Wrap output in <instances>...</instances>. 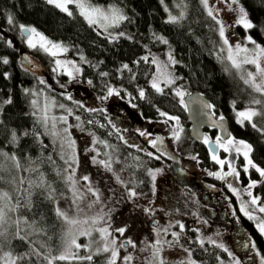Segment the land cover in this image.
<instances>
[{"label": "trees", "instance_id": "16d2710c", "mask_svg": "<svg viewBox=\"0 0 264 264\" xmlns=\"http://www.w3.org/2000/svg\"><path fill=\"white\" fill-rule=\"evenodd\" d=\"M90 1L99 5L116 6L129 17V20L114 29L118 39L112 40L110 35L89 26L75 7H72L73 16L69 17L48 5L45 0H0V104L9 98L12 101L11 104L3 105V111L0 112V150L9 155L15 154L20 163L19 169H15L13 165L8 171L0 167V188L18 183L21 191L15 195V203H19V215L41 230L37 240L25 234L21 235H25L27 240L17 239L15 232H10L6 238H0V249L11 251L15 257H23L17 264H48L45 257L60 255L65 226L61 217L57 216L55 200L57 196L67 193V187L61 174L60 166L63 162L60 161L57 146L31 111L29 97L24 91L35 83L36 77L21 61L22 52L19 49L22 42L14 39L9 45L3 36L4 29L9 27V15L13 17V21L35 27L49 39L65 44L69 49L68 55L81 63V73L75 87L88 91L99 101L103 95H108L109 88L114 89L118 93L114 96L121 100L123 108L140 124L142 121H157L163 112L179 116L188 125L184 97L193 91L204 93L212 102L213 112L218 117L228 118L232 123L234 136L247 140L252 145L253 162L264 168V133L252 128L248 122L242 125L234 121L237 111L251 101L258 100L256 92L244 83L238 72L228 68L218 55L221 45L218 25L208 15L201 0H183L184 15L177 23L168 22L170 11L165 0L163 3L161 0ZM239 1L255 25L247 34L264 47V0ZM121 32L125 35L119 36ZM241 32L246 34L245 31ZM160 36L168 43L164 44L156 39ZM169 53L177 63L169 64L168 71L179 79L174 85L168 86L160 80V87L164 91L159 93L152 87L157 66L151 61L155 57L168 63ZM144 56H148V61L142 59ZM4 58L8 59V64L3 63ZM125 64L128 68L123 67ZM5 73L8 74L7 78ZM182 87L186 90L183 98L175 93V89ZM141 90L144 92L143 98L140 96ZM80 114L85 129L94 130L100 137L115 138L116 135L107 133L109 129L100 123L104 120L103 112L81 110ZM254 122L258 128H264V117L257 116ZM12 130L19 137L16 144L9 142ZM25 132L29 134L25 136ZM113 139L110 141L121 152L123 165H131L127 144L120 139ZM185 140L186 152L198 151L197 144L194 145L189 138ZM199 149L205 157L203 164L209 168L206 149ZM3 158L0 156V165L5 160ZM130 168L142 169L135 164ZM41 176L46 185L44 188L37 187ZM251 176L257 181L252 190L253 196L258 197L264 206V177L253 168ZM52 189L54 192L52 198H49V191ZM244 221L264 256V236L259 233L252 219ZM199 248L196 251L198 253H195L196 257L203 258L208 264L230 260L228 253L216 245L208 244L205 248ZM107 256L95 255L91 261L55 260V264H108Z\"/></svg>", "mask_w": 264, "mask_h": 264}, {"label": "rangeland", "instance_id": "374dc122", "mask_svg": "<svg viewBox=\"0 0 264 264\" xmlns=\"http://www.w3.org/2000/svg\"><path fill=\"white\" fill-rule=\"evenodd\" d=\"M182 2L183 0H165V3L169 8L170 14L178 17L182 12ZM91 3L94 4L93 2ZM94 5L99 6L101 8H108L113 6L99 4ZM69 7L72 10V7L75 6L70 5ZM208 7L211 8L213 11L212 17H215L216 23L218 25V32L220 23L224 25L225 36L229 41V45H231L233 49L236 44L245 46L250 50L255 48V45L249 42L247 39V37L249 36L247 34V31L249 29H245L241 25L236 23V20L239 16V8L243 7L239 0H237V2H234V0H208ZM206 10L208 12L207 8ZM218 21L220 23H218ZM19 25V23L13 21L12 24H9V27L4 29L3 36L8 42L14 39L17 40L19 43L22 42L20 45H22L23 49L28 51L36 59L43 62L46 67L47 75L43 76L39 72L34 71L33 65L24 64L26 69L31 71L36 77L35 83L32 86L26 88L29 90L27 92V95L29 97L31 111L36 115L37 119L42 124L44 131L51 137L52 141L56 144L60 161L63 162V165L60 167H62L61 174L67 187V193H65L61 197H56V208H60L63 212H65L70 220L78 221V223L70 224L66 220L61 218L65 226L61 253L65 251V240L68 238V234L71 233L72 235H75L78 244L88 246L81 247L78 250L73 249L77 252L79 256L92 255L93 257L95 255L103 253H108L110 255V252H102L97 254L96 249L98 247H102L103 241L101 240L100 233L96 230L100 227L99 223L93 225L91 223L90 218L99 216L98 214L103 211L112 212L116 210L115 206H124L125 204H122L120 201L134 202L138 199L141 200L142 196L141 194L136 195L135 197L129 196V192L133 191L134 187L130 184L131 176L126 169L130 170L131 165H123L121 158L119 157V149L116 146H104L101 143V140L98 138L100 136L94 130H88V128H84V120L81 117L80 111H100V113H102L106 105H108L109 108L113 110L115 107H117L118 102H120L121 100L118 97L114 96V94H118L117 91L113 92L112 95H108L110 97H107L106 100H103L101 98V101H99L98 98L92 97L88 91L86 92L78 87H75L74 84H76V81L79 79V75L81 73L80 61L72 59L68 55V51L60 53L58 56L53 57L39 48H30L26 43V37L21 34ZM93 26L98 31L108 36L109 33L111 34V36L116 35L114 33V29L116 28V26L109 28L107 31H105V29L99 24ZM241 31H245L246 34L244 35ZM52 41L57 42L54 40ZM219 44L221 45L218 49V55L220 56L221 60L225 62L228 68L235 72H238L240 74V77L244 80L248 78L247 74L249 72L255 74L256 68L255 65L252 64H242L239 69L232 67L231 62L227 60L229 45H225L221 37ZM63 45L66 46L65 44ZM19 51L20 53L22 52V50L20 49ZM241 58H243V53L241 54ZM56 60H60L62 64L58 66L56 64ZM77 68H79V71L76 70ZM257 82H259V77H257ZM180 89H182L186 93V90L183 87ZM256 95L257 99L262 102L260 105H254L250 103L248 105H245L239 111L244 110L249 106H252L258 110H262V108H264V93L256 92ZM33 101H35V104H33ZM60 105H63V107H60ZM45 110H47L48 117L47 128L45 127L41 119L45 115ZM69 110H71V112H69ZM53 117L55 118V121H53ZM61 117H66V121L61 120ZM77 117H79V119H77ZM169 117H178L179 125H177V122L175 120L169 119ZM123 120L127 119L123 118ZM235 120L237 121L236 115L234 121ZM53 123H55L54 129L52 127ZM177 127L182 129V131L180 132V139L178 141L173 136V131L177 129ZM184 127L185 125L182 118L176 115L167 114V116H162L157 121H142L141 124L138 126L137 130L138 132H140L139 135H141V132L146 133V135L141 136L144 137L145 142L150 143V145H152V141L156 142L155 132L159 131L160 129H164L169 133L168 141L170 146L172 148H176L177 146V149L182 152V144L185 145V139L189 137V132H187V130L185 131ZM65 128H67V133L64 132ZM53 131L56 133L55 137L50 134ZM121 137L124 138L125 135H122ZM69 140L74 141L73 148L68 147L67 142ZM235 140H242L249 143L247 140L238 137H236ZM73 153L75 155V161L71 159ZM189 153H191V151ZM229 153L230 155L225 156V158L227 159L226 166H229V163L227 162H230L231 165L235 167L236 164L239 163L236 161L237 153L234 148H229ZM93 157H95L97 161L109 160V158H111L110 162L112 170L109 171L103 165L99 163H94ZM133 161L137 163H135L136 165H142V167H144L145 169L147 168L155 173L162 170L163 168V166H151L150 161L142 159L137 155L134 156ZM243 164L244 162L242 158V161H240V165ZM11 165H13V163L10 160H4L2 163L3 169L6 171L11 168ZM69 165H71V168H69ZM72 169H75V178L78 181L76 188L78 189L79 194H82L84 197L81 200H77L76 203H73V200L75 198L73 196L72 188L69 183L65 180V177L71 173ZM228 169V172H230V167ZM221 170H223V168H221ZM223 171L224 173H228L225 170ZM93 174H95L96 177H93ZM85 175L89 177V182H85L80 179L82 176ZM117 176L119 177V181L117 180ZM88 183H90L91 187L98 192V203H93V201L96 200V197L87 191ZM20 191L21 189L18 186V183H16V185L13 183L10 187L0 188V192H7L11 197V200L9 201L11 205H16L15 195ZM250 191L252 193V196L247 199L246 205L248 207V210L257 218L253 220L255 224H257L259 220L264 219V213H261L258 210L259 206L263 205L260 203L259 200L257 202V205L251 204V199L255 196H253L252 190ZM118 201L119 205L117 204ZM89 204H92L91 208L88 207ZM121 207L120 212H123V207ZM8 217L9 222L7 225H5V228L7 230L5 238L9 235L10 232H16V225L12 222L18 219L21 220L20 227L21 229H23L21 234L34 237L36 240L39 238V231H33L31 228H29V223L24 222L26 220L19 215L17 209L14 212H9ZM85 220H87L88 222L83 223ZM171 225L172 223L167 225V227ZM206 227H208V230L210 229L209 225H207ZM86 229H91L90 236H84L79 234L81 231ZM225 236L226 232L218 231L212 236L204 235L203 241H215L214 245L216 246L223 244L224 247H227V249H229V252L233 253L232 256H229L230 260H222L220 261V264H226L228 262L235 263V260L238 259L236 251L233 250V247H228V245H231V243H225V240H223ZM116 239L119 240L120 244L124 243L125 241L123 237ZM156 240L161 241L162 250L160 253V259H162L164 262L170 259H177L181 260L183 264H187L189 260L194 261L195 264H204L200 263L193 255V250L195 248L194 241L191 243L189 248L188 246L183 245L181 241L174 243L172 239H169L167 237L156 238ZM156 240L152 241L150 239H144V237H142L139 246L137 247L136 245L135 249L132 252L126 248H122L123 252L119 253L121 256L117 257L116 264H158L159 261L153 259V249L150 247V245L155 244ZM185 249H187L188 251H185ZM5 252L11 251L0 249V257H3V253ZM12 255L14 256L13 253ZM129 255L132 257L131 261H125L123 258ZM261 256H263L262 253H260V255H257L256 257V261L259 260V264ZM106 260H109L108 256L106 257ZM0 264H2V261H0ZM53 264H55V261H53Z\"/></svg>", "mask_w": 264, "mask_h": 264}, {"label": "flooded vegetation", "instance_id": "af4514ba", "mask_svg": "<svg viewBox=\"0 0 264 264\" xmlns=\"http://www.w3.org/2000/svg\"><path fill=\"white\" fill-rule=\"evenodd\" d=\"M20 50H22V53L28 52L23 49L22 45L20 46ZM21 61L23 64H31L34 67L33 63L25 62L22 59ZM41 63L43 64V62ZM43 66L46 70L44 64ZM46 75L47 70L43 76ZM107 97L108 95H103L102 99L106 100ZM103 110L102 115L104 120L100 123L106 125L109 129L107 133L116 135L115 141H117L116 139H120V141L127 142L131 165L136 163L133 161V158L137 155L142 159L150 161L151 166H163V168L155 173L154 181L149 174L150 171H153L145 169L142 165H139L142 167L139 170L136 168L126 169L131 176L130 184L134 187L137 195L141 194L142 198L134 202L120 201L122 204H125L122 206L123 212H120L121 206H115L116 210L112 212L103 211L99 213L98 215H103L105 221H107V223L101 221L99 223L100 227H109V231L113 233L115 238H130L137 247L142 237L152 241L156 240V238L167 237L172 239L174 243L181 241L183 245L189 248L194 241L195 248L193 255L200 263L204 264H208L207 261L195 255V253H198L196 251L200 249L199 247L205 248L208 244H211L209 241H206L201 245L200 241L204 239L203 236H212L218 231H224L226 232V236L223 240H225V243H231L228 247H233L237 258L242 264H259V260L256 261V252L257 250L260 252V250L251 232L246 227L244 220H248L249 218L241 211V205H246L247 199L250 198L247 190L248 185L252 181H255L253 176H251V168H249L248 172H245V159L242 154H236V161L239 163L235 167L239 176L225 175L224 179H220L215 175H210V173L224 175L223 170L227 172L229 170V166H226V163L221 167L220 164L212 159L213 153L210 151L209 143L214 142L216 144L217 137H221L219 130L206 128L204 137H208L209 143L205 144L204 140L197 143L190 137L191 124H184V130L189 132L188 138L194 145H198L196 146L198 151L186 152L183 148L185 145L182 144L181 152L177 149V146L176 148L170 146L168 141L169 133L164 129L155 132V145L145 142L144 137L139 135L140 132L137 130L140 123L134 119L128 110L123 108L121 101L118 102L117 107L113 110L108 105ZM123 118L127 120H123ZM230 125L232 131L230 136L233 137L232 123ZM122 135H125V137L122 138ZM160 135L163 138L159 145H157ZM98 138L104 146L111 145V147H114V144L110 141L113 139L112 136H101ZM223 139L226 140L227 138ZM199 147H204L207 151L206 157L210 162L209 168L203 164L205 157L200 152ZM216 148V156L221 160L227 161L225 156L230 155L229 150L225 151L224 148L219 147L217 144ZM148 153H152V155L149 156ZM119 154L121 158V152ZM157 157L159 158L157 159ZM242 158L244 164L240 165ZM92 176L96 177L95 174ZM229 185L232 188H236L239 195L234 193ZM250 190H253V188ZM117 204L119 205V201ZM145 209H150L151 211L146 212ZM170 223L172 225L167 227ZM180 224L184 225L183 229L180 228ZM207 225L210 226L209 230L206 227ZM120 227H127V231L123 236L114 231ZM164 229H167V232ZM174 232L179 234L178 240L176 237H173L172 233ZM250 241L255 242V249L251 248ZM119 245L120 242L117 240L119 253H122L123 250L119 248ZM245 245L249 246L246 247ZM123 248L131 252L135 249L132 245H126ZM103 254H107L110 258L108 253ZM119 256L121 255L119 254ZM170 263L182 264V261L170 259L164 262V264ZM219 263L220 260L217 264Z\"/></svg>", "mask_w": 264, "mask_h": 264}, {"label": "snow or ice", "instance_id": "6c2138e0", "mask_svg": "<svg viewBox=\"0 0 264 264\" xmlns=\"http://www.w3.org/2000/svg\"><path fill=\"white\" fill-rule=\"evenodd\" d=\"M45 2L48 5L53 6L54 8L58 9L62 13H65L67 16L72 17L73 16V11L69 7L70 5H74L76 9H78L79 15L84 18V20L87 22L89 26L97 25L99 24L102 26L105 31H107L111 27L119 26L122 22L129 20V17L124 14L123 10L111 6L108 8H101L99 6H96L90 2V0H45ZM164 0H161V3H163ZM234 2H237V0H234ZM201 3L208 9V15L213 16V11L211 8L208 7V0H201ZM167 10V8L165 9ZM184 13L181 12L180 16H174V15H169L168 16V22L169 23H177L180 19L183 18ZM215 19V17H213ZM7 22L9 24L13 23V17L9 15L7 17ZM218 23H220L218 21ZM236 23L241 25L245 29H252L255 27V25L248 19V14L245 11L243 7L239 8V16L238 19L236 20ZM19 28L21 30V34L26 37V43L30 48H39L43 50L44 52L50 54L51 56L55 57L58 56L60 53L67 52L69 49L64 46L62 43L59 42H53L50 40L47 36H45L43 33L38 31L35 27L32 26H26L24 24H20ZM110 37L112 40L118 39V36H111L109 33ZM125 33L121 32L119 33V36H124ZM219 35L223 39V43L225 45H229V41L227 37L225 36V28L222 23H220L219 27ZM131 39V37H128ZM156 39L160 40L162 43L167 44L168 41L160 36L156 37ZM248 41L251 42L252 44L255 45V48L250 50L245 46H241L240 44H236L234 49L231 45L228 46V56L227 60L231 62V66L239 69L242 64H252L255 65L256 72L255 74L252 72H249L248 78L244 80L245 84L250 85L254 91L264 93V47L260 46L259 44H256V42L252 39L251 36L247 37ZM9 45H11V41L8 42ZM243 53V58H241V54ZM83 59V57H81ZM144 61H148V56L142 57ZM4 64H8L9 61L7 58L3 59ZM67 63V62H64ZM152 64L157 66V75L153 77L152 80V87L159 93H163L164 89L160 87V80H163L165 86L168 85H174L176 80L179 79V77H175L172 72L168 71L169 64L175 65L177 61L173 58L171 53L168 54V63H164L162 61H159L157 58L153 57ZM56 64L60 66L62 62L60 60H56ZM124 68H128V65L125 64L123 65ZM79 71V68L76 69ZM7 73H5V77L7 78ZM102 75H107V73H102ZM257 77H259V82H257ZM90 83V82H89ZM26 93L29 91L28 89L24 90ZM115 90L109 88L108 90V95H112ZM175 93L177 96L183 98V96L186 94L182 89H175ZM140 96L143 98L144 97V92L143 90L140 91ZM70 98V97H69ZM12 101L11 99H6L3 101V104H0V112L3 111V105L5 104H11ZM181 103H183V99H181ZM234 103V102H233ZM262 102L260 100H253L251 101V104L254 105H260ZM33 104H35V101H33ZM60 107H63V105H60ZM205 108H212L213 106L210 104L205 103L204 104ZM71 112V110H69ZM162 116H167V113L161 112ZM237 116V122L240 124H244L245 122H248L251 124V127L254 129H257L258 131L264 133V128H258L257 123L254 122V118L257 116H262L264 117V111L258 110L252 106H249L245 108L244 110L237 111L236 113ZM42 122L44 123L45 127L47 128L48 124V117H47V110H45V115L41 118ZM66 117H61V120L66 121ZM79 119V117H77ZM171 120H175L177 122V125H179V118L178 117H169ZM219 120L222 122L224 120V117L221 116ZM53 121H55V118L53 117ZM2 123V121H0ZM217 125V122H214V126ZM219 126L222 128L223 125L222 123L219 124ZM53 129L55 128V123L52 125ZM182 129L177 127L173 131V136L174 138L178 141L180 139V132ZM64 132L67 133V128L64 129ZM29 133L25 132L24 135L27 136ZM54 137L56 136V133L53 131L50 133ZM141 135H146V133L141 132ZM159 139V138H157ZM19 141V137L16 133L15 130L11 131V137H10V143L11 144H16ZM68 147L73 148L74 147V141H68ZM125 143H127L125 141ZM153 145H155V141H152ZM204 143L208 144L209 139L208 137H204ZM216 144L219 147L224 148L225 151H228L229 148H234L237 154H242L245 161L246 165L244 166V171L248 172L249 168L255 169L261 177H264V168L259 167L256 165L253 160L251 159L250 154L253 151V147L251 144L245 142V141H237L235 140L234 137L229 136L226 140L223 139L222 137H217L216 139ZM63 147V145H62ZM212 151V159L216 161L218 164L223 167V165L226 163L225 160L219 159L216 154H215V149H210ZM149 156L152 155V153H148ZM0 156L4 157L5 160H10L13 163V167L19 169L20 168V163L15 156V154L9 156L8 153L3 152L0 150ZM159 157H157L158 159ZM73 161H75V155L73 153V156L71 157ZM195 159V157H193ZM111 158L109 160H99L97 161L95 157H93V162L94 163H99L103 165L107 170L111 171ZM67 163V161H66ZM229 167L231 169L230 172L225 173L224 175H221L220 173H210V175H215L219 177L220 179H224L225 175H235L239 176V173L237 172L236 168L231 165L230 162ZM0 167H3L0 165ZM69 168H71V165H69ZM34 171L35 169H29ZM152 176L153 181L155 180V172L149 173ZM2 179V178H0ZM80 179H82L85 182H89V177L87 175L82 176ZM66 182L69 183V185L72 188L73 191V196L74 200L73 203H76L77 200L83 199V195L79 194L78 189L76 188V185L78 183L77 179L75 178V169L71 170V173L65 177ZM117 180L119 181V177L117 176ZM257 181H252L248 185V195L252 196V193L250 189L255 187ZM46 185L44 183L43 176H41V181L37 185V187L44 188ZM50 188V186H48ZM231 190L239 195L238 191L236 188H232L231 185H229ZM87 191L90 192L93 196L96 197V200L93 201V203H98L99 202V194L96 190H94L90 183L87 184ZM54 192V189L49 191V198H52V193ZM30 195V194H29ZM137 193L133 190L129 192L130 197H135ZM258 197H253L251 199V204L252 205H257L258 202ZM11 200V197L7 192H0V237H5L6 236V228L5 225L8 224L9 222V217L8 213L9 212H14L17 207H19V203L17 202L16 205H11L9 201ZM89 208L92 207V204L88 205ZM259 212L264 213V206H259ZM146 212H150V209H145ZM241 211L244 213L245 216H247L249 219L255 220L257 219L249 210L247 205L242 204L241 205ZM56 213L58 217L63 218L70 224H75L78 223L76 220H70L65 212H63L60 208L56 209ZM91 223L93 225H96L100 223L101 221H105V217L103 215L92 217ZM27 223V221H24ZM88 221L85 220L83 223H87ZM13 224L16 225V232H15V238L20 239V240H27V237L25 235H21V232L23 229H21L20 224L21 220H16L12 222ZM107 223V221H105ZM181 229L184 228L183 224L179 225ZM29 228H31L33 231H41L38 228L34 227L33 224L28 225ZM256 228L258 229L259 233L264 236V219H261L258 221L256 224ZM101 236V240L103 241L102 247H98L96 249L97 254L102 253V252H110V258L108 260V264H116V259L119 255V249L117 247V239L113 235L112 232L109 231V227H99L96 229ZM116 233H119L121 236L124 235V233L127 231V227H120L114 230ZM165 232H167V229H164ZM80 235L84 236H90L91 235V229H86L83 230L79 233ZM173 237H176L178 240L179 234L178 233H172ZM111 237V239H109ZM211 243L215 244V241H210ZM201 245H203L204 241H200ZM126 245H132L135 247V243L130 239L126 238L124 243H121L119 245V248H123ZM171 246V245H170ZM248 247L249 245H245ZM250 246L251 248L255 249L256 245L254 241H250ZM81 247H88L86 245H80L76 241L75 235H72L71 233L68 234V238L65 240V251L62 252L59 256H54L51 258L45 257L48 259V264H53V261L59 260V261H80V260H86V261H91L93 259L92 255H87V256H79L76 251L73 249H80ZM150 247L153 249L152 255L154 260H158L159 264H164V261L160 259V253H161V241L156 240L155 244L150 245ZM218 247L223 248L225 252H228L229 256H232L233 253L229 252L227 248L224 247L223 244L218 245ZM185 251H188L185 249ZM190 255V253H189ZM256 255H260L259 251L257 250ZM23 257H14L11 252H5L3 253V257H0V261H2V264H17L18 260H22ZM125 261H131L132 257L125 256L123 258ZM183 264V262H182ZM187 264H195L194 261L189 260ZM235 264H241L239 259L235 260ZM260 264H264V256H261L260 259Z\"/></svg>", "mask_w": 264, "mask_h": 264}, {"label": "water", "instance_id": "95a60500", "mask_svg": "<svg viewBox=\"0 0 264 264\" xmlns=\"http://www.w3.org/2000/svg\"><path fill=\"white\" fill-rule=\"evenodd\" d=\"M21 58L25 62H30L34 64V70L39 72L41 75L46 74V70L43 64L37 60L34 56H32L29 52H23L21 54ZM212 105L211 100L200 91L189 92L184 97V105L187 113V119L190 126V137L197 143H200L204 140L205 129L206 128H214L220 131V135L223 138H228L231 134V125L228 118L224 117V120L221 122L218 117L212 110V108H205L204 104ZM214 122H217V125L214 126ZM223 125L221 128L219 124ZM162 136L160 135L159 142L162 140ZM210 149H215V153L217 152L216 144L214 142L209 143ZM170 264H178V263H170Z\"/></svg>", "mask_w": 264, "mask_h": 264}]
</instances>
